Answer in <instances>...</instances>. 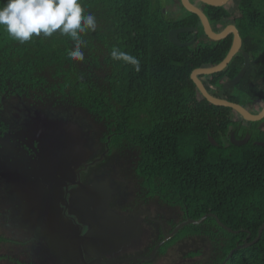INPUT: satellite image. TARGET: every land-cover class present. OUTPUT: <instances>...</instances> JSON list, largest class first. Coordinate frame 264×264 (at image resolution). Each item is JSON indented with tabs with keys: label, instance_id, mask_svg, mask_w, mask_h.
<instances>
[{
	"label": "trees",
	"instance_id": "1",
	"mask_svg": "<svg viewBox=\"0 0 264 264\" xmlns=\"http://www.w3.org/2000/svg\"><path fill=\"white\" fill-rule=\"evenodd\" d=\"M83 4L98 21L97 31L84 37L85 61L68 58L73 42L59 32L21 44L0 29V88L52 89L57 102L70 105L73 113L100 122L111 136L110 146L125 143L137 149L144 177L164 185L168 197L187 207L190 219L212 214L238 232L228 233L212 217L184 230L210 234L220 264L246 235L253 241L264 223V147L253 143L264 142V127L243 121L230 108L209 104L190 79L195 69L225 58L232 36L210 41L198 17L188 12L186 19L167 23L154 0ZM237 13L236 28L250 65L227 101L264 103V0H239ZM204 14L211 23L230 17L225 7L205 6ZM194 26L207 44L194 49L168 41L171 28ZM190 35L181 34L180 41ZM113 46L136 56L141 71L112 61ZM242 66L243 58L235 56L224 71L207 76L206 90L213 94L214 86L223 91L222 81L235 78ZM247 129V144L230 143L229 131L242 139ZM226 264H264V230L255 244L235 251Z\"/></svg>",
	"mask_w": 264,
	"mask_h": 264
},
{
	"label": "flooded vegetation",
	"instance_id": "2",
	"mask_svg": "<svg viewBox=\"0 0 264 264\" xmlns=\"http://www.w3.org/2000/svg\"><path fill=\"white\" fill-rule=\"evenodd\" d=\"M154 4L167 23L187 18L181 0ZM195 6L204 13L205 5ZM229 15L224 23L208 20L211 29L236 28L237 11ZM180 28L195 29L178 35L181 44L195 39L185 47L207 44L198 38L197 26L174 27L168 33ZM181 34L191 35L181 42ZM243 53L241 45L236 56L243 58ZM201 77L207 86V76ZM230 80L222 81L223 91L210 86L213 95L227 100L234 87L223 84ZM256 104L255 110L264 105ZM70 108L57 102L52 89L0 88V264H218L210 234L184 233L191 224L167 239L177 226L193 219L186 206L168 197L164 185L144 177L137 149L125 143L110 146L111 136L100 122ZM58 121L64 129L55 124ZM257 123L264 127L263 120ZM249 131L245 137L250 141ZM109 227L129 240L121 239L118 245L114 234L109 247L103 238L95 240L96 230L108 232ZM249 239L250 234L243 243Z\"/></svg>",
	"mask_w": 264,
	"mask_h": 264
},
{
	"label": "clouds",
	"instance_id": "3",
	"mask_svg": "<svg viewBox=\"0 0 264 264\" xmlns=\"http://www.w3.org/2000/svg\"><path fill=\"white\" fill-rule=\"evenodd\" d=\"M0 29L21 44L59 32L73 42L74 46L67 51L68 58L84 62L83 49L88 46L84 37L97 31L98 21L85 11L83 0H6L0 4ZM110 58L130 65L136 73L141 71V61L116 46L112 47Z\"/></svg>",
	"mask_w": 264,
	"mask_h": 264
},
{
	"label": "water",
	"instance_id": "4",
	"mask_svg": "<svg viewBox=\"0 0 264 264\" xmlns=\"http://www.w3.org/2000/svg\"><path fill=\"white\" fill-rule=\"evenodd\" d=\"M197 1L200 2V4L205 5V6L214 7V8H221V7H225L229 3L230 0H197ZM181 4L183 5V7L185 8V10L187 12H189L190 14H194L198 17L200 24H201V27H202V30H203V33L209 40L217 42V41H221V40L226 39L229 35H232V42H231L230 49H229L227 55L225 56V58L219 64H217L215 66H204L202 68L195 69L190 75V79L194 83L196 89L198 90V92L200 93L202 98H204L209 104H211L213 106L225 107V108L232 109L238 115H240V117L245 122L253 123V122H258V121L263 120L264 119V105L261 106L259 110H257V109L255 110V105H257L256 102H253L254 104H252V105H250V104L249 105L248 104L238 105L235 103H231V102L227 101L226 99L216 97L206 90L202 80L199 78L201 76H209V75L224 71L226 69V67L228 66V64L232 61V59L238 54L239 49L241 48V45H242V41H241V38H240V35H239L237 29L234 26L229 25V26L225 27L224 29H222L218 32H214L211 29V26L209 24L207 17L205 16V14L202 12V10L200 8L193 5L189 0H181ZM193 32H195L194 28H180V29L172 30L168 33V41L171 44H173L175 46H179V47L189 46L195 42V39L191 40L189 43L181 44L178 40V35L180 33H193ZM243 58H244L243 66L240 69V71L238 72V74L236 75V77L233 78L232 80H230L229 82H225L223 84V87L232 88V87L236 86L242 80V78L244 77V75H245V73L248 70L249 65H250V58H249V55L247 53H243ZM55 124L60 125L61 128L64 129V123L63 122L58 121ZM72 126H73V129H75V130L78 129L76 125H72ZM75 135H77V133L72 132L73 138H75ZM208 141L211 143V145L217 146L216 142L213 140L212 137L208 136ZM248 141H249L248 136L245 137L243 140H240V141L235 139L233 134H231V136H230V142L235 146H243V145L247 144ZM257 145L264 147V143H258ZM207 216H211V217L215 218L217 225L220 228L227 231L228 233H237V231H233L230 228H227L226 226H224L217 219L216 216L210 214V215H206V216L202 217L201 219H199L197 221L187 220L186 222L180 224L179 226H177L173 230V232L171 233V235L167 239L172 238L180 229H182L186 225H189V224L199 225V224H201L206 219ZM115 222H117L119 224H124L123 219L118 218V217H115ZM263 230H264V223L259 227L255 239L251 242L245 241L243 244L237 245L233 250H231L229 252V254L225 258L223 264H225L229 260V258L233 255V253L235 251L248 248L249 246L255 244L259 240ZM111 232H112V230L110 227L108 228V232H106L104 230H96V232L94 233V236H96V239L95 238L94 239L95 240L99 239L101 241L103 238L105 245H108V247L110 245H112L115 240L120 242V243H118V245L119 244L122 245V243L124 242V241H121V239L125 238L126 239L125 242H127L129 240L127 235L125 233H121V231H120V234L114 233L115 234V240H114L112 237L114 234H113V232L112 233ZM104 234H107V236L103 237ZM62 248H64V247L62 246ZM66 262H68V261L66 260Z\"/></svg>",
	"mask_w": 264,
	"mask_h": 264
},
{
	"label": "rangeland",
	"instance_id": "5",
	"mask_svg": "<svg viewBox=\"0 0 264 264\" xmlns=\"http://www.w3.org/2000/svg\"><path fill=\"white\" fill-rule=\"evenodd\" d=\"M239 0H230L229 3L225 6V8L227 9L228 12H230L232 14L236 13L237 11V3ZM193 3L195 5H201L198 1L194 0Z\"/></svg>",
	"mask_w": 264,
	"mask_h": 264
}]
</instances>
